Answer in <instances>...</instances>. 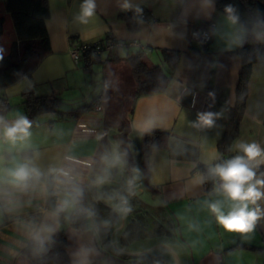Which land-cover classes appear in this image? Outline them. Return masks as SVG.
<instances>
[{
  "label": "crops",
  "instance_id": "1",
  "mask_svg": "<svg viewBox=\"0 0 264 264\" xmlns=\"http://www.w3.org/2000/svg\"><path fill=\"white\" fill-rule=\"evenodd\" d=\"M5 1L1 0L0 9V16L4 17L1 55L9 52L11 42L16 39L12 22L9 27L6 25L11 18L5 13ZM47 1L49 17L45 25L50 51L29 75L0 88V94L13 103L3 117L10 122L18 116L27 117L22 96L26 91L34 95L55 94L64 100V108L82 103L89 108L75 117L59 118L53 112L40 114L32 124L30 147L9 151L3 145L0 155L10 160L13 156L39 153L36 163L42 171L47 172L49 167L71 168L79 186L87 193V209L94 215L88 216L86 229H74L69 224V216L75 208L61 214L57 227L55 221L46 218L52 211L48 206L54 188L51 183L47 196L39 190L21 196L19 207L14 211L0 210V264H32L23 249L31 240V226L41 223L56 228L51 236L58 231L65 233L69 264H145L141 258L127 257L110 246L109 233L117 214L97 197L98 186L93 181L102 174L101 156L111 149L112 143H118L126 153L125 171L120 186L107 182L100 188V195L106 199L108 191L110 195L121 192L128 201L131 211L121 235L123 244L168 236L171 235L168 229L172 228L187 251L189 264H264V215L249 232L224 230L207 209L206 201L220 197L212 185L209 187V180L201 169H208L209 163H217L222 156L218 148L224 132L221 119L227 113L226 106L231 107L236 101L242 64L237 51L247 29L239 22L231 24L213 0H94L93 15L84 19L81 18L84 0ZM125 3L129 7L125 8ZM135 6L147 9L150 20L140 22L136 30H131L118 15ZM195 26L211 30V42L203 50L191 39ZM108 36L128 45L117 49L112 56L100 55L90 70L83 68V59L78 63L73 61L69 53L73 44L95 42ZM162 49H176L181 53L166 89L132 99L128 123L119 115L120 110L109 114V109L117 106L109 107L111 93L122 92L127 84L133 96L136 88V79L126 58L140 51L145 63L159 65L167 72ZM94 67L100 74L98 78H102L95 80L99 82L96 87L87 80L88 72L95 71ZM127 68L133 82L124 79ZM209 88L219 102L207 111ZM212 110L218 114L212 127H194L200 113ZM148 121H152V126L145 130ZM154 130L168 133L167 144L145 150L144 134ZM131 142H138L139 156L129 149ZM241 142L257 143L264 149V62L252 65L238 134L229 145L228 154L233 157L242 154L236 147ZM137 157L140 163L136 162ZM259 166L264 169V164ZM117 170L111 169L109 180ZM129 180L133 181L131 186ZM57 201L58 197L55 207ZM257 203L264 213V199ZM129 230L134 234L123 241V235ZM191 235L197 237L193 239ZM248 244L257 248H249ZM144 257L148 259L147 264H162L155 263V258L168 264L162 256Z\"/></svg>",
  "mask_w": 264,
  "mask_h": 264
},
{
  "label": "trees",
  "instance_id": "2",
  "mask_svg": "<svg viewBox=\"0 0 264 264\" xmlns=\"http://www.w3.org/2000/svg\"><path fill=\"white\" fill-rule=\"evenodd\" d=\"M219 11L225 12V8L231 6L234 14L239 17L238 22L247 29L244 42L239 46L242 64L236 85V101L231 107L226 106L227 113L222 118L224 132L219 140L218 148L221 153L219 161L231 159L228 154L231 142L238 134V123L243 115L247 96L248 80L252 65L256 62H264V0H213ZM226 1V2H224ZM1 9V0H0ZM4 10L10 16L16 39L11 42L9 52L0 54V88L7 86L24 75H29L41 59L50 51L49 36L45 21L49 17V5L47 0H6ZM118 17L125 21L129 29L136 30L139 23L150 20L147 9L143 6H135L127 11L120 12ZM4 17L0 16V37L3 32ZM260 31V37L255 31ZM201 50V49H200ZM161 54L166 62L168 71H164L159 65H148L141 58V52L136 51L126 58L132 75L136 79V88L132 99L142 94L162 92L169 84L173 71L180 57V51L176 49H162ZM100 55H83V68L90 70V66L99 60ZM112 59V58H111ZM206 110H211L213 103H218L211 88L206 94ZM27 117L31 123L43 113L53 112L59 118L75 117L81 114L89 106L86 103L70 105L64 108V100L55 95H34L30 91L22 94ZM12 108L8 99L0 94V116H4ZM206 112V111H205ZM211 112H214L212 110ZM168 133L154 130L144 134L145 150L165 147ZM205 172V167H201ZM257 176L264 173L263 167L256 169ZM211 187V180L209 181ZM55 197L51 192L48 206L55 208ZM87 193L83 188V197L80 204L69 216V224L74 229H86L88 227ZM67 238L63 231H58L47 240L40 249L32 240L23 249V253L32 264H69L66 253ZM249 248H257L247 245Z\"/></svg>",
  "mask_w": 264,
  "mask_h": 264
},
{
  "label": "clouds",
  "instance_id": "3",
  "mask_svg": "<svg viewBox=\"0 0 264 264\" xmlns=\"http://www.w3.org/2000/svg\"><path fill=\"white\" fill-rule=\"evenodd\" d=\"M125 8L129 7L127 3ZM95 8L94 0H84L81 18L91 17ZM228 21L235 25L239 17L234 14L231 6L225 8ZM217 113L204 112L198 116L194 127H212ZM152 126L148 121L145 130ZM32 123L25 116H18L13 121L0 116V146L7 145L12 149L23 150L30 147ZM240 155L219 163H209L208 176L214 182L213 191L220 197L214 201H206L208 211L215 217L216 222L229 232H249L256 221L264 215L258 201L264 199V173L257 176L256 169L264 164V149L257 143L241 142L237 146ZM126 153L120 150L118 143H113L110 150L101 156L104 165L102 174L97 175L93 183L96 186L109 182L110 171L113 168H123L126 164ZM39 153L32 156L16 157L5 160L0 155V210L12 212L20 204V197L39 190L41 195H48L49 183L55 187L54 194L58 197L56 207L47 213V219L56 222L58 227L61 214L75 209L83 197V189L79 186L73 170L65 167H49L47 172L42 171L36 161ZM66 159H71L67 157ZM49 177L51 180L49 181ZM129 186L133 181H128ZM107 203L113 210L126 215L131 209L127 206V199L119 192L107 197ZM91 217L94 213L85 210ZM56 230L51 224L41 223L32 225L29 230L31 240L40 249L51 234Z\"/></svg>",
  "mask_w": 264,
  "mask_h": 264
},
{
  "label": "water",
  "instance_id": "4",
  "mask_svg": "<svg viewBox=\"0 0 264 264\" xmlns=\"http://www.w3.org/2000/svg\"><path fill=\"white\" fill-rule=\"evenodd\" d=\"M116 130V129H115ZM113 145V143H112ZM117 172L112 180H109L113 185L120 186L122 176L125 171V167L117 168ZM97 188V197L100 201L113 210L111 205L107 203V198L100 195V188ZM117 219L109 233L110 246L118 253L127 257L142 258L148 255H158L164 257L168 264H189L187 251L183 244L177 239L175 232L172 228L168 231L171 235L158 237V238H146L142 241H137L132 244H123L121 242V235L127 227L129 222V214L122 215L117 213Z\"/></svg>",
  "mask_w": 264,
  "mask_h": 264
},
{
  "label": "built area",
  "instance_id": "5",
  "mask_svg": "<svg viewBox=\"0 0 264 264\" xmlns=\"http://www.w3.org/2000/svg\"><path fill=\"white\" fill-rule=\"evenodd\" d=\"M191 39L197 41L200 44V49H205L208 44L211 42L212 35L211 30L206 27H193L191 30ZM128 44L124 41L116 39L113 36H108L102 40H98L95 42H88V41H81L76 44H73L69 48V53L75 63H78L83 55L90 54V55H102L107 54L108 56H112L114 52L119 49L126 47ZM96 108L100 109V105L96 104ZM221 161H218L219 163ZM205 177L210 181L211 185L214 187L213 180L208 176V171H203ZM55 187L52 189V194L56 198L57 196L54 194Z\"/></svg>",
  "mask_w": 264,
  "mask_h": 264
},
{
  "label": "rangeland",
  "instance_id": "6",
  "mask_svg": "<svg viewBox=\"0 0 264 264\" xmlns=\"http://www.w3.org/2000/svg\"><path fill=\"white\" fill-rule=\"evenodd\" d=\"M229 1L238 3L237 0H229ZM224 2H226V1H224ZM6 25L8 27L11 25L10 19L7 20V24ZM195 27H197V26H195ZM255 32L260 37V35H259L260 31L257 30ZM121 41H123V40H121ZM94 65H95V67L98 66V64H94ZM95 67H94V69H95ZM129 72H130V70L128 68L124 70V75H123L124 79L126 80V82H129V81L133 82L132 75H129L128 74ZM99 76H100V74L98 73V71L96 69L93 72L89 71L88 74H87L88 83H90V85L95 86V87H96V85L98 86L99 82H96L95 80L100 79V78H98ZM91 80H94V82H92ZM100 80H102V78ZM127 86L128 85L126 84V88L122 87L123 91L122 92L120 91V93L116 94L115 92L114 93L110 92L111 94L109 95V99H108L109 100L108 104H111V105H109V107H113L114 108V106L117 105L116 108L109 109V111H108L109 114H113V112H118L120 110L119 111V115H122L121 117L123 118V121L125 123H128V117H129L128 115H129V111H130V107H131V103H132V89H129V87H127ZM119 103H121V104L118 105ZM11 104H13V103H11ZM121 124H122V122L119 121L118 125L120 126ZM121 137L123 138L124 136L121 135ZM137 143L138 142H136V143L135 142H131L130 145H129V149L131 150L132 153H136V155L139 156L138 144ZM122 145H124V140H123V142H121V146ZM109 150H110V148H109ZM140 153H141V151H140ZM136 162L137 163L141 162L140 157L139 158L137 157ZM191 236L193 237V239H195L197 237V235H191Z\"/></svg>",
  "mask_w": 264,
  "mask_h": 264
},
{
  "label": "flooded vegetation",
  "instance_id": "7",
  "mask_svg": "<svg viewBox=\"0 0 264 264\" xmlns=\"http://www.w3.org/2000/svg\"><path fill=\"white\" fill-rule=\"evenodd\" d=\"M120 194H121V192H119ZM108 195H110V192L108 191V193H107ZM135 216H138V214H136ZM126 234L125 235H123V241L127 238V239H130V237H132V234H134V233H132L130 230L129 231H127V232H125ZM124 243V242H123ZM142 259V261H144V263L145 264H147V262H148V259H147V257H142L141 258ZM154 262L155 263H157V262H162V264L164 263V260H162L161 258H155L154 259Z\"/></svg>",
  "mask_w": 264,
  "mask_h": 264
}]
</instances>
